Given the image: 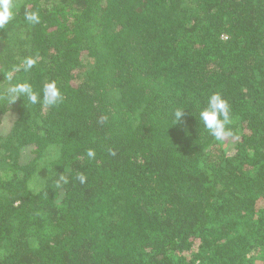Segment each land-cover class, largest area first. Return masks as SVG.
I'll return each instance as SVG.
<instances>
[{"label":"trees","instance_id":"trees-1","mask_svg":"<svg viewBox=\"0 0 264 264\" xmlns=\"http://www.w3.org/2000/svg\"><path fill=\"white\" fill-rule=\"evenodd\" d=\"M8 3L0 264H264V0ZM52 81L56 106L11 91ZM215 92L223 141L199 122Z\"/></svg>","mask_w":264,"mask_h":264},{"label":"clouds","instance_id":"clouds-1","mask_svg":"<svg viewBox=\"0 0 264 264\" xmlns=\"http://www.w3.org/2000/svg\"><path fill=\"white\" fill-rule=\"evenodd\" d=\"M0 5L3 6V11H0V26H3L12 19V12L8 0H0ZM25 19L32 24H38L40 22V17L35 12H26ZM35 63V59L26 58L23 62L24 70L27 71L32 69ZM8 78H11V74H9ZM11 91L15 94L16 98H23V100L26 98L27 102L31 105L43 104L45 106H56L63 100L61 90L55 81L45 84L42 93L33 91L31 85L27 83L18 84ZM183 115L184 110H176L175 117L177 121H179ZM199 122L203 123L204 128L216 141H223L231 134L228 127L232 122L231 108L227 99H225L220 92L209 95L207 106L199 113ZM87 156L94 158L95 151L89 149L87 151ZM60 179L65 183L67 182L66 178L63 176H61ZM78 179L82 184L86 182V177L84 175H80ZM57 183L59 184V181Z\"/></svg>","mask_w":264,"mask_h":264},{"label":"rangeland","instance_id":"rangeland-1","mask_svg":"<svg viewBox=\"0 0 264 264\" xmlns=\"http://www.w3.org/2000/svg\"><path fill=\"white\" fill-rule=\"evenodd\" d=\"M13 118L12 117H8L6 118V120L4 121L5 124V131L8 129L10 123H12Z\"/></svg>","mask_w":264,"mask_h":264}]
</instances>
